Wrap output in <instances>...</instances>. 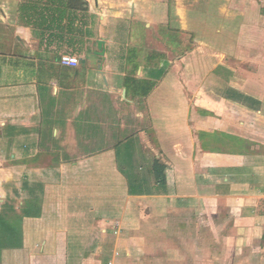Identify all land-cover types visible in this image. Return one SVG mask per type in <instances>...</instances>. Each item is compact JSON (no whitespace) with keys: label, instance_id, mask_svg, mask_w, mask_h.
<instances>
[{"label":"crops","instance_id":"crops-1","mask_svg":"<svg viewBox=\"0 0 264 264\" xmlns=\"http://www.w3.org/2000/svg\"><path fill=\"white\" fill-rule=\"evenodd\" d=\"M63 2L0 0L1 264H264V0Z\"/></svg>","mask_w":264,"mask_h":264},{"label":"rangeland","instance_id":"rangeland-1","mask_svg":"<svg viewBox=\"0 0 264 264\" xmlns=\"http://www.w3.org/2000/svg\"><path fill=\"white\" fill-rule=\"evenodd\" d=\"M247 118H249V117H247ZM18 212L19 211L17 209L15 210L14 206L11 204H10V206H7L5 209H3V211H0V264H1V260L5 258L4 249L10 248V250H14V247H15V249H17L16 247H19L18 245H20L21 240H24V239H22L23 234H21L23 232V223H21V221L18 219L19 218ZM22 213H24V212H22ZM24 214H26V213H24ZM14 216L16 217V220H15ZM48 224L50 226L53 225L52 223H48ZM33 225L34 224L28 225L29 229L33 228ZM31 230H32V233H30V237H29V234H27L29 237L27 239V241H30L32 239V237H41L42 236V235L40 236L39 230L38 231H36L34 229H31ZM41 234H42V232H41ZM23 255H26V254H23ZM26 258L27 257L23 256V260H26ZM27 260H28V264H29V259H27Z\"/></svg>","mask_w":264,"mask_h":264},{"label":"trees","instance_id":"trees-1","mask_svg":"<svg viewBox=\"0 0 264 264\" xmlns=\"http://www.w3.org/2000/svg\"><path fill=\"white\" fill-rule=\"evenodd\" d=\"M49 2H50V4H54V5H56V3H59V4H62V2H63V0H48ZM63 3H65V1L63 2ZM58 5V4H57ZM65 5V4H64ZM66 6V5H65ZM59 7V6H58ZM61 14V15H60ZM26 15H27V17L28 18H30V19H32L31 21L30 20H28V23L30 22H34V23H38V21H40V20H43V21H45V19H47V17L49 16V20H55V21H57V20H62L63 18H64V16L62 15V10H55L53 13H51V14H49V15H42V16H34V15H30V14H25L24 16L26 17Z\"/></svg>","mask_w":264,"mask_h":264},{"label":"built area","instance_id":"built-area-1","mask_svg":"<svg viewBox=\"0 0 264 264\" xmlns=\"http://www.w3.org/2000/svg\"><path fill=\"white\" fill-rule=\"evenodd\" d=\"M61 62L68 66H78L80 64V59L79 57L72 54H64L61 56ZM117 254H119V252H117ZM109 264H113V261H111Z\"/></svg>","mask_w":264,"mask_h":264}]
</instances>
